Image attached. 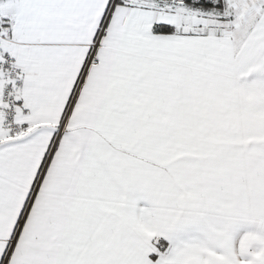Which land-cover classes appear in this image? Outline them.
Instances as JSON below:
<instances>
[{
	"label": "snow or ice",
	"instance_id": "1",
	"mask_svg": "<svg viewBox=\"0 0 264 264\" xmlns=\"http://www.w3.org/2000/svg\"><path fill=\"white\" fill-rule=\"evenodd\" d=\"M0 264H264V0H0Z\"/></svg>",
	"mask_w": 264,
	"mask_h": 264
}]
</instances>
